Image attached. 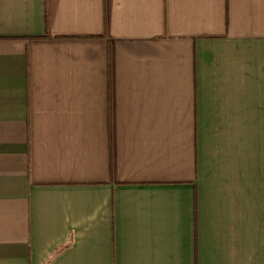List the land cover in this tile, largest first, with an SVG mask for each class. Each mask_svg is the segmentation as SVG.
Listing matches in <instances>:
<instances>
[{"label": "crops", "instance_id": "0c3cea01", "mask_svg": "<svg viewBox=\"0 0 264 264\" xmlns=\"http://www.w3.org/2000/svg\"><path fill=\"white\" fill-rule=\"evenodd\" d=\"M0 264H264V0H0Z\"/></svg>", "mask_w": 264, "mask_h": 264}]
</instances>
